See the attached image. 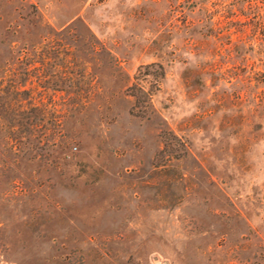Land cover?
<instances>
[{"label": "rangeland", "instance_id": "374dc122", "mask_svg": "<svg viewBox=\"0 0 264 264\" xmlns=\"http://www.w3.org/2000/svg\"><path fill=\"white\" fill-rule=\"evenodd\" d=\"M240 1L0 0V264H264V27Z\"/></svg>", "mask_w": 264, "mask_h": 264}, {"label": "trees", "instance_id": "16d2710c", "mask_svg": "<svg viewBox=\"0 0 264 264\" xmlns=\"http://www.w3.org/2000/svg\"><path fill=\"white\" fill-rule=\"evenodd\" d=\"M260 2L262 6H264V0H261ZM240 4L241 8H239V11L241 14H243L244 5H247L246 9L250 12L253 10L252 15L246 16L247 20H256V23L264 27V18L262 17L261 12H259L257 0H241ZM255 10H258V12ZM164 77L165 69L161 63L151 62L140 65L137 68L134 76L135 81L129 85L126 90L130 91L129 95L134 98V103L137 104L135 106L138 107V110L144 111L147 105L150 104L154 91L158 89L159 81ZM17 90L18 87L13 85L12 91L17 92ZM160 136L162 139V148L158 152V156L165 159H170V157L179 158L188 152V146L185 141L177 136L173 130L166 128L161 131Z\"/></svg>", "mask_w": 264, "mask_h": 264}]
</instances>
